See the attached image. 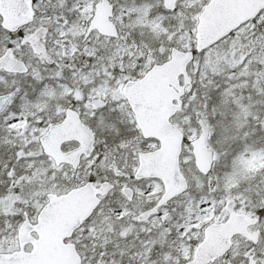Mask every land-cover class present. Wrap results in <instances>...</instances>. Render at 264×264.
Wrapping results in <instances>:
<instances>
[{
	"label": "snow or ice",
	"instance_id": "6c2138e0",
	"mask_svg": "<svg viewBox=\"0 0 264 264\" xmlns=\"http://www.w3.org/2000/svg\"><path fill=\"white\" fill-rule=\"evenodd\" d=\"M0 264H264V0H0Z\"/></svg>",
	"mask_w": 264,
	"mask_h": 264
}]
</instances>
